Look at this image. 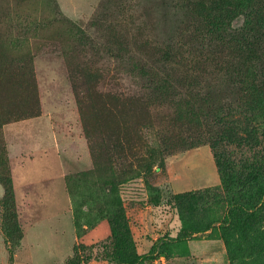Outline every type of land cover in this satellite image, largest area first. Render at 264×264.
I'll use <instances>...</instances> for the list:
<instances>
[{"label": "rangeland", "instance_id": "rangeland-1", "mask_svg": "<svg viewBox=\"0 0 264 264\" xmlns=\"http://www.w3.org/2000/svg\"><path fill=\"white\" fill-rule=\"evenodd\" d=\"M248 1L203 7L239 28ZM171 7L0 0V264H123L154 247L139 264H264V209L222 228L230 201L258 187L224 180L211 138L197 135L195 90L161 70L151 86L121 55L126 41L179 42ZM85 72L106 82L88 89ZM249 93L255 111L241 109L262 133L254 148H228L236 173L264 165V93ZM212 103L236 111L230 98Z\"/></svg>", "mask_w": 264, "mask_h": 264}, {"label": "trees", "instance_id": "trees-1", "mask_svg": "<svg viewBox=\"0 0 264 264\" xmlns=\"http://www.w3.org/2000/svg\"><path fill=\"white\" fill-rule=\"evenodd\" d=\"M166 2L172 5L180 41L176 43L170 39L171 35L167 41L155 44L148 41L146 45H140L136 40L126 41L118 46L130 55L123 56L122 52L121 55L128 60L133 71L138 70L140 76L136 77L151 86L161 84L157 82L155 85L151 80L155 71L161 70L167 77L176 72L184 75L176 85L181 90H195L194 103H199L202 109L197 112L201 120L198 122L200 125H195L197 135L201 133L211 138L216 165L224 180L228 184L237 180L242 185L241 190L258 187L253 197H248L249 200L237 196L230 201L222 228L230 232L243 221V217L256 224L264 209V165L248 166L246 161L243 171L236 173L227 152L233 145L254 148L261 132L248 116L255 111V100L249 92L264 93V0H250L237 7V12L244 17L239 28L226 25L227 18L203 7V0ZM197 7H203L202 13H196ZM250 59L255 63L252 72H249L252 70ZM80 78L88 89L106 82V77L98 72H85ZM165 81L164 84L171 85ZM219 93L223 96H218ZM228 98L234 100L236 111L221 115L212 102ZM243 103H248L246 109L250 113L242 111ZM154 248L149 254L130 255L123 264H139L153 255Z\"/></svg>", "mask_w": 264, "mask_h": 264}]
</instances>
